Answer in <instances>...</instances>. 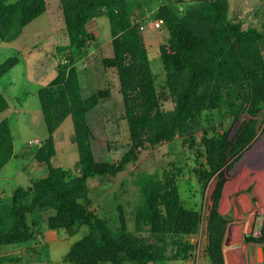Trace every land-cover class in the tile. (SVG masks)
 <instances>
[{
	"label": "rangeland",
	"instance_id": "1",
	"mask_svg": "<svg viewBox=\"0 0 264 264\" xmlns=\"http://www.w3.org/2000/svg\"><path fill=\"white\" fill-rule=\"evenodd\" d=\"M16 1L5 0L6 3ZM44 1L45 12L24 26L21 35L11 42L0 40V89L8 91L16 107L20 108L28 101L32 108L38 109V97L30 98L27 93L36 85L28 81L23 60L25 54L33 48L34 54L28 61L31 74L37 64L33 61L47 59L44 65L46 82L54 77L60 61L75 65L83 97L97 90L107 92V96L87 114L93 133L94 158L116 160L132 142L131 130L118 68L107 65L105 60L115 56L113 39L121 34L122 28L118 24L112 26L106 8L100 7L104 15L86 23L96 38L82 48L69 46L65 10L71 18H77L75 9L83 3V13L87 15L90 0ZM109 1L120 12H125L133 25L139 26L132 21L133 13L145 22V29L139 27V31L151 61L159 105L162 110L173 109L175 103L166 84L161 58V48L168 47L170 37L168 21L173 15L182 16L188 9L203 5L205 0ZM248 1L247 12L240 17L245 6L239 7L235 0H230L229 17L241 19L245 25H256L264 34V0ZM160 17L163 24L155 27L153 22ZM38 45L40 47L36 48ZM261 45L264 54V36ZM66 53L73 55V61ZM51 62L56 63V67ZM127 71L133 76L134 65L128 66ZM263 73L264 68H254L256 76ZM234 94L233 102L225 98L220 107H197L172 141L143 149L124 171L90 178L88 191L79 198L118 236L132 237L139 244L151 243L154 251L151 264H214L211 253H218L211 249L210 217L212 194L220 181H224V185L218 209L228 220L222 239L223 256L219 255L221 263L235 264L228 249L231 240L227 230L229 226L234 230L238 225L247 226L251 234L244 235V239L257 247L245 264L264 262V99L242 81L236 84ZM29 115L21 111L8 118L16 146H27L29 138L49 136L43 116L39 115L38 122L31 124ZM54 135L57 154L53 163L76 174L79 155L73 139L72 118L63 122ZM27 159L26 154L20 155L4 168V175L9 178L0 182V215L13 205L16 188H27L34 179L46 173L45 168L39 171H31L32 166L22 168ZM17 169L21 172L13 176ZM164 173L168 174L167 180ZM146 175L154 177L163 190L159 206L166 228L156 235L147 230L142 215ZM166 181L176 187L178 201H175L173 191L167 192L168 188L163 187ZM224 189L227 190L225 195ZM180 209L195 211L196 216L182 215ZM27 221L30 232L26 236L18 242L0 243V264H97L94 257L99 251V236L89 218L66 216L52 208H38L27 214ZM82 243H91V247ZM259 247H262V259H259ZM126 261L132 264L128 259ZM98 264L114 263L103 261Z\"/></svg>",
	"mask_w": 264,
	"mask_h": 264
},
{
	"label": "trees",
	"instance_id": "2",
	"mask_svg": "<svg viewBox=\"0 0 264 264\" xmlns=\"http://www.w3.org/2000/svg\"><path fill=\"white\" fill-rule=\"evenodd\" d=\"M100 7L106 8L112 26L118 24L122 28L121 34L113 39L115 56L105 62L118 68L132 142L116 160H95L91 141L93 133L87 114L107 96V92L97 90L83 97L76 66L60 61L56 76L39 90L49 136L34 157L48 166V174L32 181L27 188L14 190L13 205L0 215V243L18 242L30 232L28 213L38 208H52L66 216H83L91 220L99 236V251L94 257L97 264L103 261L128 264L126 259L132 264H151L154 254L151 243L139 244L132 237L118 236L95 210L81 203L79 198L88 191L90 178L116 175L124 171L143 149L172 141L197 107H220L225 98L233 102L238 82L242 81L264 99V73L259 77L254 74V68H264L261 45L264 34L255 26L245 25L241 19L229 17V0H205L203 5L188 9L182 16L173 15L168 21V47L161 48V58L166 84L175 105L171 110H162L139 26L133 25L130 17L109 0H90L87 15L83 13L84 4L79 3L75 9L77 18H71L65 10L69 46L82 48L96 38L86 23L91 18L104 15ZM45 10L44 0H18L15 3L0 0V40L16 39L24 26ZM66 54L73 61V55ZM131 64L134 65L133 76L127 71ZM0 101L2 111L8 103L2 94ZM69 115L79 155L76 174L53 163L57 154L53 133ZM12 156L11 127L4 119L0 122V170ZM164 178L168 179L167 173H164ZM143 181L146 201L142 215L147 230L156 235L166 228L159 206L163 190L150 175H146ZM223 185L224 181H220L212 194L211 249L218 253H211L214 264H222L219 255L223 256L222 239L228 225V220L218 209ZM165 186L167 192L173 191L175 201H178L176 187L169 181L163 184ZM180 211L191 218L196 216L195 211ZM82 244L91 247V243Z\"/></svg>",
	"mask_w": 264,
	"mask_h": 264
},
{
	"label": "crops",
	"instance_id": "3",
	"mask_svg": "<svg viewBox=\"0 0 264 264\" xmlns=\"http://www.w3.org/2000/svg\"><path fill=\"white\" fill-rule=\"evenodd\" d=\"M242 1H245V3H243ZM235 2L238 3L239 7L245 6V9L243 10V14L239 15L240 17L244 16L246 14V12H247V8L249 7L246 4V2L249 3V1L248 0H237V1L235 0ZM231 9H232V4L230 3V0H229V12H231ZM11 41H13V40H11ZM11 41H3V42H11ZM39 47H40L39 45L36 46V48H39ZM32 54H34L33 48L30 49L28 54H25V56H24L25 59H23L25 61V63H26V67H27L26 71H27V75H28V81L31 82V83H34L36 85V87L34 88V90L32 92L28 91L27 93L30 94V96H29L30 98L31 97L34 98L35 96H37L39 101H40V98H39V90H40V88L43 87V86L48 85L50 83V81L56 76L57 72L55 73L53 78H51L48 82H46L44 80L45 79V75H46L45 74V72H46L45 70L46 69H45L44 65L47 64L46 63L47 59L43 58L41 60H37L36 62L33 61V63H37V64L35 65V70L32 73L33 74L32 75L29 72L30 71V67L28 66V64H29L28 61H29V58L31 57ZM51 65L53 67H56V63H54V62H51ZM14 66H11L10 68H13ZM0 94H2L4 96V98L6 99V101L8 103V107L6 109L0 111V122L3 121L4 119H7L9 121L8 118H9L10 115H12L13 113L19 114L21 111H23L24 114H30L29 115L30 118H28V121H30L31 124H36L38 122L39 115L43 116L41 103H40V108L34 109V108L31 107V104L29 105L28 101H25V102H23V104H21V107L18 108L14 104H12V102L10 100V97L8 95V91L0 89ZM69 117H71V116L70 115L67 116L66 119L63 122H65ZM43 118H44V116H43ZM62 123L60 124V126L62 125ZM9 124H10V122H9ZM10 127H11V125H10ZM58 128L54 131V133L58 130ZM11 132H12V129H11ZM54 133H53V135H54ZM12 137H13V156L8 162H6V164L0 170V182H2L4 179L9 178V176L4 175V168L9 164V162L12 159L18 158L20 155L24 156V154H26L28 156V159L22 165V168L23 167H27L28 168V167L32 166L31 167L32 168L31 171H34V170L39 171V170L45 168L46 169V173L43 176H40V178L46 176L48 174V166L45 163L38 162L35 159V157H34L36 150L42 145V143L44 142L45 138H43V139L39 138V137L29 138L28 139V145L24 147L22 144L19 145V146L18 145L16 146L15 145V138H14L13 133H12ZM54 139H55V145H56V137H55V135H54ZM14 169H16V166L14 167ZM20 172L21 171H19L17 169L14 172L13 176L16 175V174H19ZM34 180H36V179H34ZM226 193H227V190L224 189V195ZM222 208H223V205H222ZM222 211L226 212V210H222ZM231 227L229 226L228 230H227L228 234L230 236V240H231V243H228L229 244L228 245V249L230 250V252L232 254V257H233V260H234L235 264H245V262H247V260H251V255H252L251 251L253 249H255V248L257 249V247H255L256 245H254L253 242H248V241H245V239H244V235H249L250 236L251 231H249V229L245 225H238V226L235 227L234 230H232ZM259 248H258V252H259ZM244 251H245V256H243ZM229 264H231V263L229 262Z\"/></svg>",
	"mask_w": 264,
	"mask_h": 264
},
{
	"label": "built area",
	"instance_id": "4",
	"mask_svg": "<svg viewBox=\"0 0 264 264\" xmlns=\"http://www.w3.org/2000/svg\"><path fill=\"white\" fill-rule=\"evenodd\" d=\"M131 18H132V21L137 22L139 24V27L141 29H145V27H146L145 22L143 20L139 19L138 15L136 13H133L131 15ZM153 23H154L155 27H161L163 24V19L158 18Z\"/></svg>",
	"mask_w": 264,
	"mask_h": 264
},
{
	"label": "water",
	"instance_id": "5",
	"mask_svg": "<svg viewBox=\"0 0 264 264\" xmlns=\"http://www.w3.org/2000/svg\"><path fill=\"white\" fill-rule=\"evenodd\" d=\"M259 259H262V247L259 248Z\"/></svg>",
	"mask_w": 264,
	"mask_h": 264
}]
</instances>
